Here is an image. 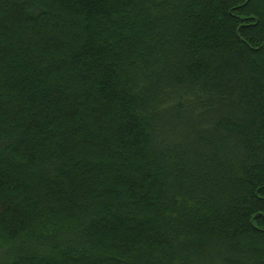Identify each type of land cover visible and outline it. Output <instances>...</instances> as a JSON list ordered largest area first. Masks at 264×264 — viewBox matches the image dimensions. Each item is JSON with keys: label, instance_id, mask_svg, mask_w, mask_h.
<instances>
[{"label": "trees", "instance_id": "obj_1", "mask_svg": "<svg viewBox=\"0 0 264 264\" xmlns=\"http://www.w3.org/2000/svg\"><path fill=\"white\" fill-rule=\"evenodd\" d=\"M0 264H264V0H0Z\"/></svg>", "mask_w": 264, "mask_h": 264}, {"label": "bare ground", "instance_id": "obj_2", "mask_svg": "<svg viewBox=\"0 0 264 264\" xmlns=\"http://www.w3.org/2000/svg\"><path fill=\"white\" fill-rule=\"evenodd\" d=\"M47 3V2H46ZM48 5V4H47ZM4 12V11H3ZM55 15V14H54ZM9 16V15H8ZM55 16H57V15H55ZM6 17V16H5ZM9 19V18H8ZM26 26V25H25ZM25 30V29H24ZM44 32V31H43Z\"/></svg>", "mask_w": 264, "mask_h": 264}]
</instances>
